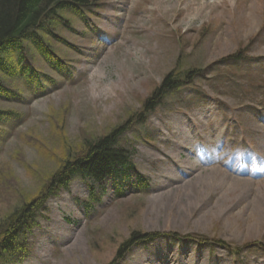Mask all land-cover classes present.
I'll use <instances>...</instances> for the list:
<instances>
[{
	"label": "rangeland",
	"instance_id": "rangeland-1",
	"mask_svg": "<svg viewBox=\"0 0 264 264\" xmlns=\"http://www.w3.org/2000/svg\"><path fill=\"white\" fill-rule=\"evenodd\" d=\"M91 11L52 22L65 42L38 30L60 70L25 41L40 88L19 72L18 51L9 55L16 76L0 68L19 90L0 91V110L16 114L0 120V218L63 156L80 154L86 134L96 139L139 113L168 73L198 74L121 138L149 190L119 198L108 189L87 207L76 174L37 212L28 257L6 264H109L135 230L223 243L163 237L115 264H264V0H97Z\"/></svg>",
	"mask_w": 264,
	"mask_h": 264
},
{
	"label": "trees",
	"instance_id": "trees-1",
	"mask_svg": "<svg viewBox=\"0 0 264 264\" xmlns=\"http://www.w3.org/2000/svg\"><path fill=\"white\" fill-rule=\"evenodd\" d=\"M96 2L97 0H0V68L11 76L15 75L13 63L9 66L12 62L9 55L18 51L21 61L19 72L29 81L37 78L32 63L33 56L31 55L28 60L27 51L30 48L25 45V41H30L46 60L60 67L61 62L55 57L52 49L39 39L37 31L47 28L52 36H57L52 22L56 20L67 22L60 15V10L70 9L77 14H85ZM8 80L0 79V91L11 90L7 84ZM180 84L181 81L175 79L172 74L166 76L161 85L145 100L143 111L137 116L136 121H143L146 114L154 110L167 92L178 88ZM11 114L8 110H0V120L8 118ZM133 120L131 117L124 125L96 139L86 134L80 154L63 156L60 166L44 179L34 197L26 195L21 197V200L0 218V264H5L7 259L21 260L28 255L30 248L22 237L33 224L35 213L60 187H67L75 174H80L90 187L91 202L87 204L88 207L101 200L107 187H112L118 196H123L128 188L148 189L149 179L138 172L132 160V152L120 142L121 136ZM165 235L172 239L199 240L203 244L223 243L208 241V238L199 235L193 237L177 233L135 230L119 245L111 264L124 259L125 255L139 243L150 242ZM261 247L264 250V244Z\"/></svg>",
	"mask_w": 264,
	"mask_h": 264
},
{
	"label": "bare ground",
	"instance_id": "bare-ground-1",
	"mask_svg": "<svg viewBox=\"0 0 264 264\" xmlns=\"http://www.w3.org/2000/svg\"><path fill=\"white\" fill-rule=\"evenodd\" d=\"M233 173L242 174V172H241V171H239V172L233 171ZM191 175H193V173H192Z\"/></svg>",
	"mask_w": 264,
	"mask_h": 264
}]
</instances>
